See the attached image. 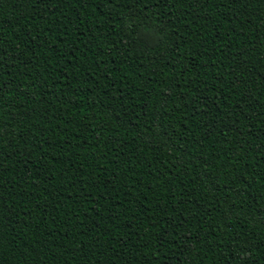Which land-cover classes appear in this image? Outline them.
Masks as SVG:
<instances>
[{
  "label": "trees",
  "instance_id": "16d2710c",
  "mask_svg": "<svg viewBox=\"0 0 264 264\" xmlns=\"http://www.w3.org/2000/svg\"><path fill=\"white\" fill-rule=\"evenodd\" d=\"M262 9L0 0V264H264Z\"/></svg>",
  "mask_w": 264,
  "mask_h": 264
},
{
  "label": "snow or ice",
  "instance_id": "6c2138e0",
  "mask_svg": "<svg viewBox=\"0 0 264 264\" xmlns=\"http://www.w3.org/2000/svg\"><path fill=\"white\" fill-rule=\"evenodd\" d=\"M40 2H44V0H40ZM157 3H160V0H156ZM193 2H198V0H193ZM233 3L237 2H243V0H232ZM251 3H259V4H264V0H249ZM264 11V9H262ZM2 64V62H0ZM13 81H4L3 76L0 75V99L3 98V95L8 91V84L12 83ZM237 86H239V82H237ZM264 115V113H261ZM3 247L2 240H0V248Z\"/></svg>",
  "mask_w": 264,
  "mask_h": 264
}]
</instances>
